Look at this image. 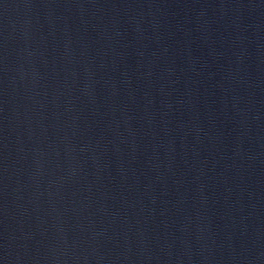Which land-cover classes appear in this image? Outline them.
Instances as JSON below:
<instances>
[{
  "label": "water",
  "instance_id": "1",
  "mask_svg": "<svg viewBox=\"0 0 264 264\" xmlns=\"http://www.w3.org/2000/svg\"><path fill=\"white\" fill-rule=\"evenodd\" d=\"M0 264H264V0H0Z\"/></svg>",
  "mask_w": 264,
  "mask_h": 264
}]
</instances>
